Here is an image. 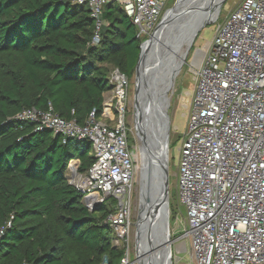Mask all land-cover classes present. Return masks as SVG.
<instances>
[{"label":"built area","instance_id":"1","mask_svg":"<svg viewBox=\"0 0 264 264\" xmlns=\"http://www.w3.org/2000/svg\"><path fill=\"white\" fill-rule=\"evenodd\" d=\"M111 2L124 9L137 38L144 40L160 23L168 0H73L90 10L94 44L106 25L104 7ZM195 75L176 174L178 209L185 213L176 216L175 241L190 244L195 264H264V0H242L224 18ZM109 82L103 113L98 118L93 111L83 126L60 117L52 105L46 111L25 109L18 118L39 130L91 142L93 165L85 175L70 168V182L81 186L90 211L115 201L106 221L114 230L113 246L126 249L120 264H135L130 80L116 69ZM3 233L4 228L0 237Z\"/></svg>","mask_w":264,"mask_h":264},{"label":"trees","instance_id":"2","mask_svg":"<svg viewBox=\"0 0 264 264\" xmlns=\"http://www.w3.org/2000/svg\"><path fill=\"white\" fill-rule=\"evenodd\" d=\"M100 41L87 6L73 0H0V264H120L107 218L92 212L68 176L94 163L89 140L39 130L18 115L48 110L83 126L103 113L113 68L136 74L141 44L118 3L104 7ZM172 211V209H171ZM11 224L8 226V224Z\"/></svg>","mask_w":264,"mask_h":264},{"label":"rangeland","instance_id":"3","mask_svg":"<svg viewBox=\"0 0 264 264\" xmlns=\"http://www.w3.org/2000/svg\"><path fill=\"white\" fill-rule=\"evenodd\" d=\"M179 0H168L166 5V11L174 8ZM242 0H227L220 12L218 19L204 28L194 41V43L188 45L190 41H184L182 44L177 42L175 45L179 52L176 53V63L172 69V75L167 81V87L160 92L161 106L163 108V114L165 112L169 121V136H168V160H169V172H170V240L173 251V264H195L192 261L190 244L187 242V247L182 245L183 241H175L178 236L174 235L176 216L181 212L185 213V209L181 207L178 209V191H177V167L180 157V148L182 147V140L188 130L189 117L191 113L192 95L196 85V72L200 62L208 51L209 44L213 41L216 30L224 18L232 12ZM147 40V39H146ZM187 46L186 49L183 46ZM184 49V50H183ZM113 68L111 71H115ZM111 72V73H112ZM137 90L136 74L132 80H130L129 88V101H128V113H127V126L129 130V143L130 149L135 161L136 175L134 190L132 194L133 204V221L136 224L142 205L144 206V196L142 189L139 186L140 171L143 166L142 144L139 140L136 129V106L135 96ZM150 98V97H149ZM150 100V99H149ZM187 106V107H186ZM167 118L165 117L166 121ZM167 121V123H168ZM157 128L156 125H154ZM75 164V160L70 163ZM69 165V166H70ZM74 168H78V162L74 165ZM72 167V165H71ZM71 171L68 170V176L71 181ZM80 189V185H78ZM172 209V211H171ZM184 227V226H182ZM136 226L133 231V240L131 244V261L136 260ZM149 248V247H148ZM155 252L152 251L151 253ZM137 264V263H135Z\"/></svg>","mask_w":264,"mask_h":264},{"label":"water","instance_id":"4","mask_svg":"<svg viewBox=\"0 0 264 264\" xmlns=\"http://www.w3.org/2000/svg\"><path fill=\"white\" fill-rule=\"evenodd\" d=\"M181 0L178 1V3ZM199 0H188L186 2V9L182 10L176 15L177 21H185L184 28L182 29L184 32L187 33L184 37L189 36L191 38L192 44L198 37L199 33L206 28L211 23L215 22L220 12L227 0H214L213 4L206 9L204 12H199L198 10H193L191 7L196 4ZM177 3V5H178ZM177 5L172 8L168 9L164 16L162 17L160 23L156 27L155 31L152 35L145 40L141 44V52L139 61L136 68V81H137V90L135 96V106L136 110L139 108V99L143 96V84L146 85L149 89L148 82L145 80L141 81L140 79V66L143 57V47L144 45L151 43L160 32V30L165 25V21L169 14H171L177 7ZM195 9V8H194ZM175 18V17H174ZM180 31L177 29L175 32ZM172 35V36H171ZM173 37V34H166L165 38L166 42H172L170 38ZM179 37V36H178ZM170 39V40H169ZM169 40V41H168ZM159 56L155 51V55H153L150 59L151 64L154 63L155 59ZM146 97H150L147 95ZM165 117L167 118L166 112ZM168 121V118H167ZM136 123H137V115H136ZM169 121L166 124V131L169 136ZM137 134L139 140L142 144V149H146L147 142L143 132L140 129H137ZM167 147L165 154L157 155L153 152L148 153L147 156V163L145 164V177H144V188H143V196H144V207L141 208L140 216L135 224L136 226V260L135 263L141 264V250H142V243L144 239L149 243L150 252L157 251L156 248L162 247L163 243L159 245V247L153 246L155 242L158 240L167 239L165 244H169V248L163 252L166 256V263L165 264H173V251L171 247V243L173 241L170 240V206H169V199H170V172H169V160H168V137H167ZM71 167L69 166V169ZM100 206L96 207L92 212L97 211ZM147 243V244H148ZM152 248V249H151ZM154 253V252H153Z\"/></svg>","mask_w":264,"mask_h":264},{"label":"bare ground","instance_id":"5","mask_svg":"<svg viewBox=\"0 0 264 264\" xmlns=\"http://www.w3.org/2000/svg\"><path fill=\"white\" fill-rule=\"evenodd\" d=\"M187 1L188 0H181L178 3L176 9L167 17L165 25L157 34L156 38L151 43H148L143 47V57L140 66V79L141 81L145 80V82H148L149 89L145 84H143V96L139 99L140 104L136 111V129H140L143 132L147 142L146 149H143L142 151L143 166L142 170L140 171L139 179V186L142 189V192L144 188L145 164L148 161V153L153 152L157 155H163L165 154L167 147V121L164 117L163 108L161 106L160 92L161 89L163 91L164 87H167V81L170 79L173 66L176 63L175 57H177L176 53L179 52V50H177L175 45L177 42L182 44L185 40L187 42L191 40L189 36L184 37L187 35V33L182 30L184 28L183 25H185V21H177L176 18V15L179 12L186 9L185 5ZM213 1L214 0H199L191 7V9L204 12L213 4ZM177 29H180V31L175 32ZM168 33L173 34V37L170 38L172 42H170L169 39V43H167L166 39H164ZM190 44L191 41L188 45ZM186 47L187 46L185 45L183 46L184 49H186ZM155 51L159 57L155 59L154 63L151 64L150 58L155 55ZM147 95H150V98L146 97ZM154 125H156L157 128H155ZM71 165V168L75 167V164ZM143 207L144 206L142 205L141 208ZM166 241L167 239L161 241L158 240L155 242L153 245L155 247H159V245L162 243L163 245L160 248H156V252L151 253L150 247L152 245L150 246L149 243L144 239L141 250L142 255L140 258L141 264H165L166 256L163 254V252L169 248V244H165Z\"/></svg>","mask_w":264,"mask_h":264},{"label":"crops","instance_id":"6","mask_svg":"<svg viewBox=\"0 0 264 264\" xmlns=\"http://www.w3.org/2000/svg\"><path fill=\"white\" fill-rule=\"evenodd\" d=\"M107 95H108V92H106V93H105V95H104V96H105V98H106V96H107Z\"/></svg>","mask_w":264,"mask_h":264}]
</instances>
